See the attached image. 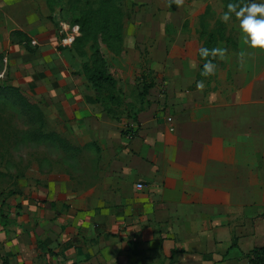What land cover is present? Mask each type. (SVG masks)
I'll return each mask as SVG.
<instances>
[{
  "label": "crops",
  "instance_id": "0c3cea01",
  "mask_svg": "<svg viewBox=\"0 0 264 264\" xmlns=\"http://www.w3.org/2000/svg\"><path fill=\"white\" fill-rule=\"evenodd\" d=\"M29 9L20 29L30 44L15 49L38 47L36 102L64 121L56 134L72 152L67 162L83 163L40 161L33 180L0 193V264H253L249 253L264 248V191L249 190L258 180L245 156L236 159L245 130H236L228 97L208 103L185 69L184 80L151 84L127 133L92 87L63 77L58 32L44 8ZM240 42L242 54L262 50L243 33Z\"/></svg>",
  "mask_w": 264,
  "mask_h": 264
},
{
  "label": "rangeland",
  "instance_id": "374dc122",
  "mask_svg": "<svg viewBox=\"0 0 264 264\" xmlns=\"http://www.w3.org/2000/svg\"><path fill=\"white\" fill-rule=\"evenodd\" d=\"M81 1L0 0L2 196L19 190L20 178L33 180L35 164H40V161L41 164H75L78 160L79 164L83 163L81 156L67 162V156L71 157L72 152L67 154L60 149L68 148V143H60L56 134V131L62 133L64 121L51 117V111H42V106L36 102L34 92L37 79L31 71L39 69L34 65L38 47L31 44L29 55L15 49V46L25 41L30 44L20 29V17L29 8L39 14H43L44 8L46 15L49 14L46 17L58 32L56 46L63 63L60 68L66 71L63 77L68 82L82 84V87H92V98H98L100 107L113 113L127 133L134 129V124L129 120L136 118L142 102L147 99L143 85L158 84L176 77L184 80L187 75L185 69L191 75L187 79L189 83L190 80L194 84L200 83L197 84L204 90V96L209 97L208 103L211 98L213 101L224 98L223 103L226 104L225 99L228 97V111L234 114L236 130H245L244 137H236V159L241 160L245 156V164L252 167L251 181L258 180L259 184L251 183L249 190L254 192L257 187L263 192L264 50H247L246 54H242L239 48L241 18L236 15L241 5L236 4V11L231 12L230 19L224 22L221 17L229 11V0H114L111 10L114 14L110 13V28L106 30L103 27L92 28L90 24L84 27L83 22H75L74 13L78 12ZM257 2L260 4L261 0ZM99 6L93 5L92 8ZM102 7L110 8L107 3L102 4ZM103 14L97 18L103 17ZM62 23L68 28L63 36L60 33ZM202 47L209 49L207 57L200 55ZM213 50H222L223 56L219 51L213 54ZM73 55L75 58L72 59ZM87 61L93 68L99 66L107 69L117 80L116 87L105 84L104 92L97 93L83 71V63ZM209 61L215 65V69L212 74L203 75L204 65ZM28 62L31 63L30 72L26 67ZM58 68L56 71L60 75ZM211 93H214L213 97ZM201 102H205L204 99ZM226 109L224 105L222 110ZM38 133H43L44 137L38 138ZM50 133L54 135L45 137ZM71 141L80 145L83 140L74 138ZM235 171L236 179H240L241 176H237L239 169ZM235 187L236 191L242 192L241 180ZM238 202H242V199ZM259 202L264 204V198Z\"/></svg>",
  "mask_w": 264,
  "mask_h": 264
},
{
  "label": "trees",
  "instance_id": "16d2710c",
  "mask_svg": "<svg viewBox=\"0 0 264 264\" xmlns=\"http://www.w3.org/2000/svg\"><path fill=\"white\" fill-rule=\"evenodd\" d=\"M114 0H82L80 2V6H78V12L74 13V20L75 22H83V26L85 27V25L90 24V27L93 26L92 28H96L98 27V29L100 28H105L106 30L110 28V20H111V11L113 10V2ZM84 3V5L82 4ZM107 3L110 8H103L102 4ZM231 3H234L235 5H241L238 6V8H243L245 6L248 5L247 0H229L227 6ZM96 6V5H101L99 6V8H92V6ZM106 6V5H103ZM87 7H89V9H87ZM103 12H105V14H103ZM101 13L103 14V17L101 18H97L98 15H101ZM95 19V20H94ZM94 21V22H93ZM103 31V30H101ZM96 33V32H95ZM99 34V33H97ZM26 39L27 37L24 36ZM99 36L97 35L95 40L98 38ZM98 40H96L97 42ZM79 51V48H75ZM1 55V54H0ZM70 55V54H69ZM68 55V56H69ZM75 58V55L72 56V59ZM91 61V60H90ZM83 71L85 72V74L87 75V77L89 78V81L92 83L93 88L95 89V91L97 93H102L104 92V85L105 84H109V86L111 87H116L117 85V80L115 78H113L107 71V69H102L99 66H95L94 68L90 66V62H86L83 63ZM151 84L147 85L144 87V94H146L149 89L151 88ZM98 100V98L96 99V101ZM106 101V100H105ZM51 135H54V133H50L47 134L45 137L50 138ZM37 137H44L43 133H38ZM60 138H58V141ZM61 143V142H60ZM250 257H251V261L253 262V264H264V248H258V249H254L249 253Z\"/></svg>",
  "mask_w": 264,
  "mask_h": 264
},
{
  "label": "clouds",
  "instance_id": "9594fccd",
  "mask_svg": "<svg viewBox=\"0 0 264 264\" xmlns=\"http://www.w3.org/2000/svg\"><path fill=\"white\" fill-rule=\"evenodd\" d=\"M228 8L229 11L224 13L221 17L224 22L230 19V13L236 11L237 5L229 4ZM236 15L241 18L239 27L243 33L244 42L253 48L264 49V3L257 4L251 2L249 5L236 12ZM216 51H219L220 55L223 56L222 50H213V54H215ZM199 53L202 57H207L210 51L202 47ZM214 69L215 65L209 61L204 65V72L202 74H212Z\"/></svg>",
  "mask_w": 264,
  "mask_h": 264
},
{
  "label": "built area",
  "instance_id": "2783aa9c",
  "mask_svg": "<svg viewBox=\"0 0 264 264\" xmlns=\"http://www.w3.org/2000/svg\"><path fill=\"white\" fill-rule=\"evenodd\" d=\"M62 24H63V23H62ZM62 24H61L60 33H61V35L63 36V35H65V33H66V31L68 30V28H67V26H66L65 24H63V25H62ZM64 39H65V37H64ZM71 40H72V39H71ZM64 42L67 43V41H65V40H64ZM138 188H143V185H142V184H139V185H138Z\"/></svg>",
  "mask_w": 264,
  "mask_h": 264
}]
</instances>
